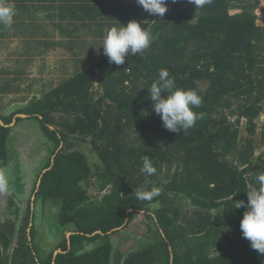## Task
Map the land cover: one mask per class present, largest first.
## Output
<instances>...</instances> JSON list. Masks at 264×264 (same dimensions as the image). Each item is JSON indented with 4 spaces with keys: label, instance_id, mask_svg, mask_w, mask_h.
Wrapping results in <instances>:
<instances>
[{
    "label": "trees",
    "instance_id": "1",
    "mask_svg": "<svg viewBox=\"0 0 264 264\" xmlns=\"http://www.w3.org/2000/svg\"><path fill=\"white\" fill-rule=\"evenodd\" d=\"M166 2L168 11L163 17L131 4L130 9L111 16L122 19L111 27L127 26L134 17L144 19L139 22L141 27L156 37L147 50L127 55L122 65L109 63L103 55L96 66L79 70L12 114L0 115L2 167L10 162V128L5 124L16 114L37 118L54 141L28 213L25 218L16 217H22L24 223L17 229L16 223L7 220L11 236L0 226V264H113L111 234L129 226L142 212L154 220L161 237L129 255L127 264H264V254L251 247L240 229L247 192L258 187L256 177L264 173V166L256 164L257 143L252 138L264 110V0H211L203 7H181L179 0ZM85 7L93 20L87 26H100L95 13H100L96 9L102 6ZM99 33L104 35L105 31ZM102 43L99 49L103 50ZM177 59L180 65L174 64ZM95 67L101 70L103 82V94L98 98ZM161 69L169 72L176 87L193 89L202 97V105L193 111L203 113V118L186 133L167 130L152 110L147 88L158 79ZM202 83H208L204 91ZM55 113L75 118L59 123L66 128L63 130L50 119ZM244 122L249 135L240 139ZM76 134L84 140L91 137L100 161L94 173L85 153L67 150L69 136ZM167 143L176 146L179 153H170ZM144 157L156 168L151 177L141 171ZM175 165L172 179L158 197L152 201L136 199V190L145 186L146 180L159 186ZM91 176L101 191L110 187L97 202L86 195L85 183ZM172 191L188 196L198 207L194 220L197 230L188 232L184 225H178L182 217L179 206L151 209ZM39 201L60 204L61 228L75 227L70 238L60 232L62 241L46 255L35 243L33 205ZM238 201H244L245 206L235 208ZM16 230L21 242L13 252H7ZM231 231L239 234L237 242L224 241ZM97 240V246L82 252L86 242ZM212 249L220 251L211 254ZM57 250L62 251L55 254Z\"/></svg>",
    "mask_w": 264,
    "mask_h": 264
},
{
    "label": "rangeland",
    "instance_id": "2",
    "mask_svg": "<svg viewBox=\"0 0 264 264\" xmlns=\"http://www.w3.org/2000/svg\"><path fill=\"white\" fill-rule=\"evenodd\" d=\"M7 2L14 5L16 3L19 4L20 1L7 0ZM29 2L37 3L35 0ZM47 2L51 3L55 1ZM180 2L183 4L181 7L193 4L189 2V0H179V3ZM42 14L44 13L42 12ZM22 15L26 17L28 13L23 12ZM42 18L46 22L50 19L44 17ZM24 19L25 18L19 16V21ZM56 20L57 19H55V21ZM15 21L16 19H13L11 27H4L3 25H0V35L4 33L10 34H8L7 37L5 36L0 38V115L5 116L10 115L16 110L26 106L34 96L37 95V97H41L44 93L49 92L62 82L74 76L70 75L75 71V67L79 70L94 67L103 57L97 54L100 44L94 40H99L100 38L104 39V35L100 33L99 38H96L91 34H86L85 37L88 36L92 39L88 40L85 38V41L94 44L85 46L86 42H83V48L80 49V53L77 55H72L70 51L65 50L66 48L64 46L57 45L55 46V48L57 47L56 50L60 52L62 51V53L47 58L42 51L46 50L49 52L50 49H46L45 46H48L52 42V39H46L43 41V37H38L36 39V41L41 42L40 45H36V43L33 44V40L30 43V47L21 52L20 48L22 44H28V37L18 39V36L14 33L15 30L13 27ZM35 22L39 23L40 19L37 17ZM104 22L107 23L109 20L105 17ZM120 22H122L121 18ZM260 23L263 22L260 21ZM33 33L35 37L42 35V33L39 32ZM60 39H62L61 36H56L55 41L57 42ZM3 47H7V51H4ZM76 51H78V49L74 50V53H77ZM63 61H67L69 64V70L67 73L63 72V70L67 67V64H65L67 62L61 63ZM174 64L180 65L181 61L177 59ZM77 73L78 71L75 74ZM96 73L98 74V77L95 80L94 90H96L95 97L98 98L103 94V82L101 78V70L96 68ZM68 75L69 77L66 78ZM207 86L208 83H202L200 85L202 91H204ZM19 118L17 121H14L15 118H13L10 124H5V126L10 128L8 137L10 162L6 167H2L0 165V172H3L9 181V191L6 194H0V226L4 229L8 236H11V229L6 225L7 220L16 223L17 229L24 223L23 218H25L28 213L30 199L34 197L33 194L38 176L40 172L44 170L54 146V141L50 140L48 134H46V132L42 129L41 122L37 118ZM74 118V116L70 117L66 113H55L50 119H52L53 123L58 124L59 128L61 127L63 130H66V128H63L59 123L71 122ZM199 121H201V119H198L196 122ZM256 125L257 133L252 136L257 143L255 149L256 164L263 167L264 142H262V137L264 131V110L262 111L260 117L256 120ZM248 135L249 131L247 129L246 122H244L240 126L239 137L240 139H244ZM90 139V136L84 140L80 134L71 135L69 136V145L67 146V150H80L85 153L90 164L93 166L94 173L96 165L99 164L100 161L92 147ZM166 149L172 154L179 153L176 146L172 144L169 145V143L166 144ZM175 168L176 165L169 172L168 179L157 186L160 189V192L165 189V184L172 179L173 173L176 170ZM253 175H256V173ZM180 176H184L183 169L180 170ZM85 186L87 189L86 195L94 202L100 201L103 195L110 191V187L101 191L94 176L89 178L88 183L87 185L85 183ZM17 187H19L20 190ZM161 205H176L181 207L182 217L178 222V225H184L188 232L197 230L194 220H196V211L198 207L192 204L191 199L188 196L172 191L167 196L158 200L157 203L152 204L151 209L153 210L157 206ZM33 210L36 213L35 224L37 228L35 243L37 244L39 252L45 254L53 250L63 239L59 233L62 232L63 235L66 234L67 236V234L75 228L73 225H67L61 228V223L59 222V214L61 211L60 204L51 201L44 204L39 201L37 205L34 203ZM215 212L216 211H213L214 214ZM18 214L23 218L21 217L20 219H16ZM155 225L154 220L142 212L135 215L129 226L116 230L115 234H111L113 244V264H127L128 257L133 252L147 246L150 243L158 242L161 234ZM18 233L19 232L17 230L14 232L12 244L8 248L7 252H13V250L19 246L21 240L19 239ZM171 233H173V230H171ZM238 236L239 234L237 232L231 231L225 237L224 241L229 242L233 240V242H237ZM99 243L100 240L92 243H84L85 245H83L84 248H82V252L92 249ZM0 248L1 250L3 249L1 241ZM232 248H234V246H232ZM219 251V249H212L210 253L214 254ZM58 252L59 250L56 251V253ZM1 257L2 256L0 255V258Z\"/></svg>",
    "mask_w": 264,
    "mask_h": 264
},
{
    "label": "clouds",
    "instance_id": "3",
    "mask_svg": "<svg viewBox=\"0 0 264 264\" xmlns=\"http://www.w3.org/2000/svg\"><path fill=\"white\" fill-rule=\"evenodd\" d=\"M172 2L175 3L176 0ZM189 2L196 7H203L211 3V0H189ZM137 3L153 16L163 17L168 11L166 0H137ZM14 16V5L7 0H0V25L11 27ZM155 38L148 28H142L139 22L133 20L127 26L111 27L101 46L109 63L122 65L127 55L135 56L144 52ZM147 91L148 99L152 102V110L160 116L164 127L169 131L186 133L195 126L198 119L203 118V113L193 111L194 108L202 105V97L193 89L176 87L174 78L166 69L160 70L158 79L151 83ZM141 171L147 177L156 173V168L148 157L143 158ZM256 183L258 187L252 192H247V210L240 221V229L243 237L251 242V247L264 254V173L257 175ZM8 191V178L0 172V194H6ZM159 195L160 189L152 185L150 180H146L145 186L135 192L136 199L140 201H152ZM243 206H245L244 201L235 202V208Z\"/></svg>",
    "mask_w": 264,
    "mask_h": 264
},
{
    "label": "crops",
    "instance_id": "4",
    "mask_svg": "<svg viewBox=\"0 0 264 264\" xmlns=\"http://www.w3.org/2000/svg\"><path fill=\"white\" fill-rule=\"evenodd\" d=\"M19 1H20L19 4L17 3L14 4L15 12H16L14 16V19H16V21L13 24L15 30L14 33L18 36V39L19 38L23 39L24 37H28V44H22L20 51L23 52L25 49H28L30 47V43L33 40H34L33 44L36 43V45H40L41 42L36 41L38 37L39 38L43 37L42 39L43 41L46 39H52V42L48 46H45L46 49H50L49 52H47L46 50L42 51L47 58L62 53V51L60 52L56 50L57 47L55 48V46L57 45L64 46L66 48L65 50L70 51L72 55L79 54L80 49L83 48L82 45L83 42H86L85 46L94 44L85 41V38H87L88 40L92 39L89 38L88 36L85 37L86 34H91L92 36L99 38L98 31L100 32L102 31L103 33L105 31L104 33V37H105L107 31L111 28L110 24L114 25L118 21H120L117 18H111V16H115L118 12L121 13V11H123L124 8H128L129 7L128 5L130 4L133 6L135 5L139 7L141 6L137 3V0H35V2L37 3L29 2L34 0H19ZM47 1H55V2L48 3ZM86 5L87 6L91 5V7H96L99 5L102 6L100 10L99 9L96 10L103 14L100 15V13L98 14L95 13V15H97L96 22L99 23L100 26L98 27H96V25L87 26L93 20H91L86 13V7H85ZM141 8L143 9L142 6ZM128 9H130V7ZM23 12L28 13V15L24 17L22 15ZM42 12L44 14H42ZM19 16L25 19L19 21ZM36 16L40 19L39 23L35 22L37 18ZM42 17L47 19L50 18V19L48 22H46ZM105 17L106 19L109 20V22L107 23L104 22ZM55 19L57 20L55 21ZM131 20L142 23L144 21V19L142 18L136 19L135 17L134 19L131 18ZM33 32H39L42 33V35L35 37ZM21 33H25V35ZM8 34L9 33L1 34L0 38L5 36L7 37ZM56 36H61L62 39L56 42L55 41ZM94 40H96V42L103 41V39L101 38L99 40L98 39H94ZM0 46H1V41H0ZM3 48L4 51H7L6 50L7 47H3ZM76 49H78V51H76L77 53H74V50ZM97 51H98L97 54H99L100 56L104 55L102 49H98ZM64 62L67 61H63L61 63ZM65 64H67V67L63 70V72L67 73L69 70V64L68 62ZM77 71H79V69L78 68L76 69L75 67V71L70 76L75 75ZM68 77L69 75L66 78Z\"/></svg>",
    "mask_w": 264,
    "mask_h": 264
},
{
    "label": "water",
    "instance_id": "5",
    "mask_svg": "<svg viewBox=\"0 0 264 264\" xmlns=\"http://www.w3.org/2000/svg\"><path fill=\"white\" fill-rule=\"evenodd\" d=\"M24 117V118H26L28 115L27 114H18V115H16L14 118V121H17V117ZM1 123H3V122H1ZM40 182H41V180H39V183H38V186L40 185ZM34 197H35V195H34ZM34 197H33V199H34ZM32 225V224H31ZM70 235H71V233H68V238H70ZM60 251H62V250H59V252ZM55 254H57V253H55Z\"/></svg>",
    "mask_w": 264,
    "mask_h": 264
}]
</instances>
